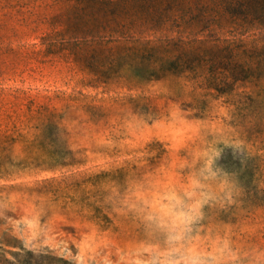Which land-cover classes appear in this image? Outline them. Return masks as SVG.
Returning <instances> with one entry per match:
<instances>
[{
  "label": "rangeland",
  "instance_id": "obj_1",
  "mask_svg": "<svg viewBox=\"0 0 264 264\" xmlns=\"http://www.w3.org/2000/svg\"><path fill=\"white\" fill-rule=\"evenodd\" d=\"M72 6L0 0V264H264V80L98 84L44 53Z\"/></svg>",
  "mask_w": 264,
  "mask_h": 264
},
{
  "label": "trees",
  "instance_id": "obj_2",
  "mask_svg": "<svg viewBox=\"0 0 264 264\" xmlns=\"http://www.w3.org/2000/svg\"><path fill=\"white\" fill-rule=\"evenodd\" d=\"M44 53L70 59L96 83L204 79L210 89L264 80V45L223 39L264 33V0H54ZM221 78H224L222 80ZM230 81V82H229ZM234 88H232L233 90Z\"/></svg>",
  "mask_w": 264,
  "mask_h": 264
},
{
  "label": "clouds",
  "instance_id": "obj_3",
  "mask_svg": "<svg viewBox=\"0 0 264 264\" xmlns=\"http://www.w3.org/2000/svg\"><path fill=\"white\" fill-rule=\"evenodd\" d=\"M177 216L178 217H182L183 216V213L182 212L181 213H178ZM172 264H181V261L177 260V261L172 262Z\"/></svg>",
  "mask_w": 264,
  "mask_h": 264
}]
</instances>
